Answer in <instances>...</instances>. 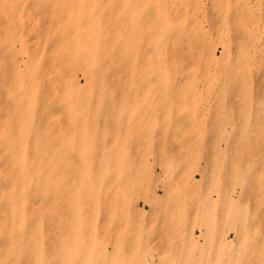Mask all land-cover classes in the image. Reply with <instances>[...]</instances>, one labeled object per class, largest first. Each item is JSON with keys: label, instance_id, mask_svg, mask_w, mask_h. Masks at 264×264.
<instances>
[{"label": "rangeland", "instance_id": "obj_1", "mask_svg": "<svg viewBox=\"0 0 264 264\" xmlns=\"http://www.w3.org/2000/svg\"><path fill=\"white\" fill-rule=\"evenodd\" d=\"M164 12L155 58L141 33ZM132 18L141 36L131 59L121 45L132 78L119 82L121 106L106 122L118 142L95 153L117 159L119 171L106 175L92 262L264 264V0H145ZM25 60L19 51L28 74ZM110 97L92 92L88 121L104 120L92 105ZM55 242H44L43 264L59 263ZM5 246L0 264H34L12 262Z\"/></svg>", "mask_w": 264, "mask_h": 264}, {"label": "bare ground", "instance_id": "obj_2", "mask_svg": "<svg viewBox=\"0 0 264 264\" xmlns=\"http://www.w3.org/2000/svg\"><path fill=\"white\" fill-rule=\"evenodd\" d=\"M144 1L0 0V240L7 256L43 264L44 242L55 237L50 253L58 264H94L100 255L93 244L110 200L106 175L119 168L111 155L95 153L109 138L118 142L106 122L121 106L119 82L132 78L121 45H129L131 59L142 35L155 58L162 51L166 13L141 35L132 18ZM161 71L159 64L153 77ZM93 91L111 96L92 105L104 120L86 118Z\"/></svg>", "mask_w": 264, "mask_h": 264}]
</instances>
